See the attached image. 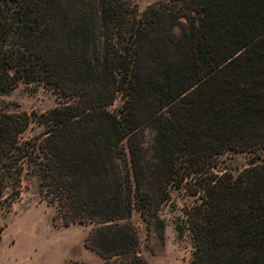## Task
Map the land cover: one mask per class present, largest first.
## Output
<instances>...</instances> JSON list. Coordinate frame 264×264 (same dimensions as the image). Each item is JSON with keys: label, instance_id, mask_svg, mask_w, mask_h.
Instances as JSON below:
<instances>
[{"label": "trees", "instance_id": "trees-1", "mask_svg": "<svg viewBox=\"0 0 264 264\" xmlns=\"http://www.w3.org/2000/svg\"><path fill=\"white\" fill-rule=\"evenodd\" d=\"M21 82L59 105L27 139L0 109V202L33 177L102 264H149L132 212L163 229L183 187L191 264H264V0H0V90ZM230 152L254 160L218 170Z\"/></svg>", "mask_w": 264, "mask_h": 264}, {"label": "rangeland", "instance_id": "rangeland-1", "mask_svg": "<svg viewBox=\"0 0 264 264\" xmlns=\"http://www.w3.org/2000/svg\"><path fill=\"white\" fill-rule=\"evenodd\" d=\"M138 11L160 0H134ZM59 105L57 96L41 84L19 83L10 91L0 90V109L9 112H27L33 119L21 138L38 136L44 126L38 122L39 115ZM121 99L110 105L117 110ZM254 160L248 152H230L220 156L218 170L236 172ZM28 178V179H27ZM195 197L182 188L171 187L168 200L158 211L163 229L145 223L137 210L132 221L139 233V255L149 264H191L193 242L185 227V207ZM56 208L50 204L33 177H26L21 184L19 196L12 202H0V264H60L74 259L89 264H102L83 245L90 225L72 223L64 226L55 218ZM179 227L183 228L182 234ZM75 257V258H72ZM78 258V259H77Z\"/></svg>", "mask_w": 264, "mask_h": 264}, {"label": "crops", "instance_id": "crops-1", "mask_svg": "<svg viewBox=\"0 0 264 264\" xmlns=\"http://www.w3.org/2000/svg\"><path fill=\"white\" fill-rule=\"evenodd\" d=\"M87 249V248H86ZM89 250V249H88ZM91 253H93L95 256L100 257L99 255H97L96 253H94L93 251L89 250ZM75 258V257H72ZM101 258V257H100ZM78 259V258H77ZM102 259V258H101ZM66 261V260H65ZM65 261H62L60 264H63Z\"/></svg>", "mask_w": 264, "mask_h": 264}]
</instances>
